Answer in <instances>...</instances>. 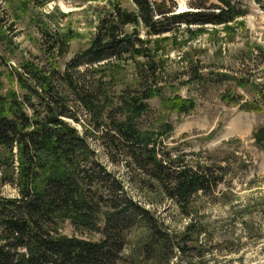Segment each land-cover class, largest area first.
<instances>
[{"label": "rangeland", "instance_id": "1", "mask_svg": "<svg viewBox=\"0 0 264 264\" xmlns=\"http://www.w3.org/2000/svg\"><path fill=\"white\" fill-rule=\"evenodd\" d=\"M194 1L168 0L177 4V11L191 9ZM241 6L245 15L226 25H183L162 36H149L143 25L136 27L162 65L159 90L147 101L149 110L139 127L153 134L161 154L179 157L183 164H212L221 179L213 192L195 195L193 208V233L202 232L199 244L214 248L209 259L216 264H264V7L254 0H244ZM135 9L132 0H0L5 90L25 94L11 76L24 66L64 73L105 24L112 27L118 10ZM147 62L144 55L132 54L97 74L104 77L106 106L142 89L139 67ZM86 69L88 65L78 70ZM69 93L80 122L68 121L88 137L93 166L101 164L122 181L125 196L152 211L172 235L182 234L190 218L109 147L107 129L96 130L88 111ZM0 192L18 195L11 185H0ZM103 224L98 223L101 228ZM65 232L92 241L103 238L100 232L76 231L71 223ZM146 237L145 227L133 228L125 257L117 264H153L139 251ZM184 262L175 258L173 264Z\"/></svg>", "mask_w": 264, "mask_h": 264}, {"label": "trees", "instance_id": "2", "mask_svg": "<svg viewBox=\"0 0 264 264\" xmlns=\"http://www.w3.org/2000/svg\"><path fill=\"white\" fill-rule=\"evenodd\" d=\"M132 1L135 11L118 10L112 27L105 24L64 73L29 65L14 70L11 76L26 91L22 96L15 89L5 90L0 69V185L18 192L15 197L0 195V264H117L135 227L146 228L139 251L153 264H173L175 258L185 264H216L209 259L214 248L199 244L202 232L193 233V208L195 195L213 192L221 179L212 164H183L179 157L161 154L153 134L139 127L149 110L147 101L159 90L162 65L136 27L143 25L149 36H162L183 25H226L245 15L244 0H196L186 11H177V4L168 0ZM254 1L264 7V0ZM132 54L148 61L139 67L142 89L106 106L104 77L97 74ZM83 65L88 69L80 72ZM69 91L88 111L95 129H107L109 147L190 218L182 234L172 235L152 211L126 197L122 181L104 166L98 164L96 170L88 137L68 121L80 122ZM68 223L76 231L100 232L103 238L68 235Z\"/></svg>", "mask_w": 264, "mask_h": 264}]
</instances>
